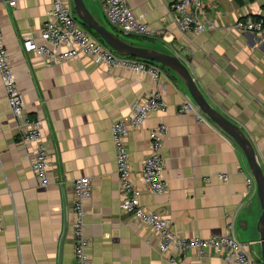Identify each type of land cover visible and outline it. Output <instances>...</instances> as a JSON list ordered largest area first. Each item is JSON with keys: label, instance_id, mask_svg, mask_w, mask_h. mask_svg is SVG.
<instances>
[{"label": "crops", "instance_id": "1", "mask_svg": "<svg viewBox=\"0 0 264 264\" xmlns=\"http://www.w3.org/2000/svg\"><path fill=\"white\" fill-rule=\"evenodd\" d=\"M126 1L140 21L162 32L130 37L178 55L211 103L251 138L264 169V35L233 28L239 19L264 17V0H204L214 26L199 34L179 30L172 0ZM52 3L0 2V26L25 111L42 120L51 158L48 185L40 186L32 168L34 145L21 140L0 78V264H73V182L85 176L92 180L85 231L93 264H172L171 257L177 264H228L212 251L205 256L161 253L158 234L121 210L112 124L128 117L156 83L145 73L111 68L91 56L52 61L25 51L26 36L40 41ZM86 3L105 22L103 4ZM162 70L166 109L151 113L126 140L142 205L169 218L184 237L232 234L242 242L257 240L259 206L248 192L241 150L198 108L179 112L189 96L177 78ZM160 123L169 128L163 194L151 192L138 178L150 154V131ZM250 255L253 264H263L260 242L252 243Z\"/></svg>", "mask_w": 264, "mask_h": 264}, {"label": "built area", "instance_id": "2", "mask_svg": "<svg viewBox=\"0 0 264 264\" xmlns=\"http://www.w3.org/2000/svg\"><path fill=\"white\" fill-rule=\"evenodd\" d=\"M98 1L103 4L107 21L122 34L147 38L162 34L146 22L140 21L126 0ZM172 1L174 19L180 31L199 34L209 25L214 26V20L207 16L204 0ZM0 2H7L10 6L16 5V0H0ZM74 14L75 11L69 0H53L47 20L41 28L40 41L32 36H26L23 40L24 50L36 51L52 61H68L91 56L111 68L120 67L135 73H145L156 83L142 102L134 104L128 117L118 119L112 124V140L122 194L121 210L158 234V249L163 254L175 250L178 256H184L187 253L205 256L212 251L223 256L228 264H253L250 255L252 243L242 242L232 234L207 238L181 236L174 230L169 218L151 212L142 205V191L135 183L126 140L129 131L132 128L141 127L151 113L166 109L163 70L147 61L114 52L85 28ZM233 28L243 33L252 32L264 35V17L239 19L234 23ZM0 78L7 94L10 110L22 130L21 140L24 144L34 145L32 168L39 185L47 186V170L51 167V158L43 122L40 118H31L25 111V100L17 85L12 58L7 50L1 26ZM192 110H197V107L190 99L179 107L180 113ZM168 131L169 128L165 123H160L150 131V154L138 175L139 180L153 193L163 194L168 190V184L164 178L165 158L163 156L164 141ZM248 173L246 185L249 194H252L256 183L250 172ZM218 178L227 180L228 177L226 174L219 173ZM73 186L75 193L72 205L75 214L72 224V235L75 240L73 264H93L88 253L91 243L85 231L87 217L85 204L92 196V180L87 176L77 178ZM1 225L2 217L0 216V227ZM171 262L177 264V258L171 257Z\"/></svg>", "mask_w": 264, "mask_h": 264}, {"label": "water", "instance_id": "3", "mask_svg": "<svg viewBox=\"0 0 264 264\" xmlns=\"http://www.w3.org/2000/svg\"><path fill=\"white\" fill-rule=\"evenodd\" d=\"M88 1V0H86ZM85 0H72L76 19L96 35L106 46L114 52L147 61L164 68L179 80L187 92L189 99L211 122L223 131L241 150L247 168L253 176L256 187L253 198L259 206V215L256 222L257 240L261 244V259L264 264V169L260 163L258 153L251 138L233 120L217 109L199 87L188 65L175 53L161 51L132 39L116 30L106 19L105 22L97 20L91 13ZM96 1L97 0H92ZM247 242V241H246Z\"/></svg>", "mask_w": 264, "mask_h": 264}, {"label": "trees", "instance_id": "4", "mask_svg": "<svg viewBox=\"0 0 264 264\" xmlns=\"http://www.w3.org/2000/svg\"><path fill=\"white\" fill-rule=\"evenodd\" d=\"M239 2H242V0H238ZM163 69V68H162Z\"/></svg>", "mask_w": 264, "mask_h": 264}]
</instances>
